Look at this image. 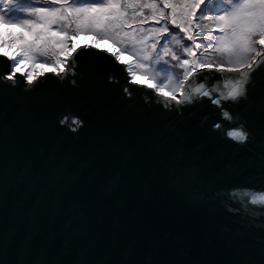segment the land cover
<instances>
[{
	"label": "water",
	"instance_id": "1",
	"mask_svg": "<svg viewBox=\"0 0 264 264\" xmlns=\"http://www.w3.org/2000/svg\"><path fill=\"white\" fill-rule=\"evenodd\" d=\"M77 51L82 68L86 62H101L119 84L77 77L80 86L66 84L58 98L50 71L38 75L39 87L28 94L36 101L37 120L27 127L15 108L24 84L15 89L0 84V104L12 107L17 119L7 132L13 143L0 159L5 185L0 230L29 232L30 222L18 221V202L29 189L35 199L58 177L66 199L93 204L87 216L90 228L83 229L75 210L42 213L28 257L32 264H261L264 215L252 212L264 213V206L249 205V212L233 214L213 198L219 188L258 182L256 152L264 123L258 107L247 102L232 106L255 133L251 143L239 145L227 137L226 122L212 130L219 117L206 98L183 119L164 113L155 103L163 101L161 94L146 83L133 84V99L126 100L122 86L132 80L126 65L91 45ZM8 66L0 58V72ZM206 76L186 82L184 91L204 83L205 90L216 86L226 93L239 79L232 73ZM262 88L264 76L257 79V100ZM146 98L153 103L145 104ZM68 106L84 121L76 133L58 125ZM177 122L183 134L170 143L166 163L178 162L179 176L166 171L151 135ZM117 177L118 187L108 183ZM16 259L13 253L5 257L6 264Z\"/></svg>",
	"mask_w": 264,
	"mask_h": 264
},
{
	"label": "snow or ice",
	"instance_id": "2",
	"mask_svg": "<svg viewBox=\"0 0 264 264\" xmlns=\"http://www.w3.org/2000/svg\"><path fill=\"white\" fill-rule=\"evenodd\" d=\"M53 2L60 6L21 8V0H0V25H16L27 30V36L18 34L7 41L9 45L20 41L19 50L15 53L4 50L5 42L0 39V58L9 65L0 72V84L11 89L17 88L18 83L24 84L21 89L22 96L15 108L18 110V115L22 114L25 127L34 124L37 120L36 101L28 94L35 92L39 87V81L34 74L31 71L26 72L21 67L25 61L35 62L42 54L52 57L50 74L54 79L58 98L62 97L66 84H70L73 88L80 86L77 77L83 80L102 81L107 85L119 84V80L101 62H86L84 67H81L77 46L69 43V34L54 27L62 21L73 19L76 23V34L82 31L102 33L105 36L110 32L116 33L115 36L108 38L113 39L117 44L122 43L121 36H131L145 45L151 39L153 42L149 46L150 50L162 46L165 55L169 54V49L166 43L161 42H166L174 31L182 33L186 40L191 42L190 47L184 48L187 58L181 60L174 53L171 56L172 60L184 70L183 79L175 85L171 79L164 83L163 88L169 89L167 93L161 92L159 84L149 83L148 86L155 88L163 98L162 102L157 99L155 103L159 104L164 113L174 114L183 119L186 111L205 103L206 98L207 102L214 106L219 117L218 121L212 124V130L222 129L226 122L230 126L227 137L235 143L247 145L255 138V133L248 126L247 121L241 120L240 114L234 112L232 106L241 102L255 104L261 117L264 118V88L261 89L258 100L254 96L257 79L264 76V0H240L236 9L231 12H222L215 17H203L212 20L215 24L213 32L205 42L197 40L193 29L199 27L195 21L198 10L206 0H107L104 4L93 3L81 7H69L68 0H53ZM137 8L138 11L135 10ZM128 9L134 10L131 15ZM13 10L27 13L37 19L13 18L10 15ZM145 10H150V14L146 15ZM149 24L156 26L146 29L144 26ZM125 28L128 31L121 32ZM137 33L142 34L143 39H139ZM109 51L117 61H120L118 52ZM201 52L204 56L219 53L225 57V60L217 63L213 59H200L198 53ZM132 55L138 60L147 58V54L141 58L135 50ZM139 67L147 69V64L140 63ZM213 72L232 73L239 79L226 93L216 86L205 90L204 83L189 92L184 91L186 82L204 81L207 79L206 74ZM149 75L151 80H155V76L150 73ZM22 77L26 79L21 80ZM138 83L142 82L130 80L122 86L126 100L133 99L132 85ZM144 103L150 105L153 101L146 98ZM15 124L17 119L13 115L12 107L0 104V159L9 152V145L13 143L7 132ZM58 125L76 133L84 126V121L71 106H68L61 112ZM260 133L261 140L256 152L259 165L258 182L236 183L227 188H219L213 193V198H220V204L230 213L238 214L241 210L249 212V205L264 206V123L261 124ZM182 134L179 122L171 128L155 129L151 134L153 147L161 155V163L165 165L169 174L177 176L181 174L179 163L175 162L169 166L166 163V156L172 140ZM45 168L41 169V174ZM108 183L118 187L119 178H113ZM50 185V188H44L35 199L31 198V189H29L18 202L16 209L18 221L30 222L32 228L29 232H21L16 227H10L7 232L0 230V264H6L5 257L9 253L18 257L14 264H32L28 257L40 230L42 213L58 215L61 211L75 210L83 229L86 231L90 228L87 216L93 204L82 199L80 201L66 199L65 185L58 177L53 178ZM225 195L228 197L227 201L222 198ZM4 202V174L0 169V213L3 212ZM252 215L261 216L264 213L253 211ZM65 237L70 239L71 235L65 233ZM261 253V264H264V245Z\"/></svg>",
	"mask_w": 264,
	"mask_h": 264
},
{
	"label": "trees",
	"instance_id": "3",
	"mask_svg": "<svg viewBox=\"0 0 264 264\" xmlns=\"http://www.w3.org/2000/svg\"><path fill=\"white\" fill-rule=\"evenodd\" d=\"M107 0H68L69 7H81L88 4H104ZM240 3V0H206L205 4H203L198 10V16L196 18L195 23L199 25V27H194L193 31L196 34L197 40L199 42L207 41L210 34L213 32L215 28V24L212 20L203 19V17L216 15L222 12H231L236 9L237 5ZM60 5L53 2V0H21L20 7H59ZM127 7V6H125ZM135 10H139L138 8ZM129 15H131L133 9H128ZM145 14L149 15L150 10H145ZM10 15L13 18H32L37 19L35 16H30L27 13L19 12L18 10H13ZM7 29H12V36L18 34H24L27 36V30L21 29L16 25H2ZM156 25H145L144 27L151 28ZM60 31L67 32L69 34L70 40L76 39L79 34H85L87 37H90L98 42H104L107 46L114 48L119 52V54H125L133 61L132 72L137 74L138 76H142L144 79L146 78L151 84H159L161 86V90L165 93L169 91V89L163 88L164 83H166L169 79H171L173 85L178 84L183 79V69L179 67L176 61L172 60L171 54L174 53L180 59L187 58V54L184 52V48L186 46H191V42L187 41L182 33L178 31H174L169 35V38L166 42L167 47L169 49V54L165 55L164 48L162 46H158L156 50H150L149 46L153 42L151 39L148 40L147 45L139 43L136 39H133L131 36L124 37L121 36L122 43L117 44L113 39H109L108 36H115L116 33H109L108 36H105L102 33L96 32H80L76 34V23L73 19L62 21L56 25H54ZM128 31V29H122L121 32ZM11 36V37H12ZM139 39H143V35L137 33ZM9 36L8 39H5L4 42L8 47L15 48L17 52L19 50L20 41H16L15 43L9 45L7 41L11 38ZM137 51L141 58L147 54L146 59L138 60L136 56L132 55L133 51ZM198 58L200 59H213L217 63L225 60V57L219 53L209 54L208 56H204L203 53H198ZM28 64L39 65L42 67H48L51 65L52 57L50 55H40L37 61H26ZM140 63L147 64V69L139 67ZM41 68V67H39ZM155 76V80L150 79V75Z\"/></svg>",
	"mask_w": 264,
	"mask_h": 264
},
{
	"label": "rangeland",
	"instance_id": "4",
	"mask_svg": "<svg viewBox=\"0 0 264 264\" xmlns=\"http://www.w3.org/2000/svg\"><path fill=\"white\" fill-rule=\"evenodd\" d=\"M11 32H12V29H10L8 27L6 29L2 25H0V39H2L3 41L5 39H8L9 36L11 37L13 35V34H11ZM69 43L70 44L74 43L77 46V48L81 47V46L91 45V46H94L96 48L106 50L108 52H110L109 50L118 52L114 48L107 46V44H105L104 42H98V41H96L90 37H87V35H85V34H79L76 37V39L71 40ZM4 50H7L11 53L16 52L14 47L13 48L8 47L6 43L4 44ZM119 55H120V61L126 65L127 70L129 72V75L131 76L132 80L141 81L142 83H146L147 85H149V81L146 78L144 79L142 76H138L137 74L133 73L132 69H131V71H129V67L133 68L132 59L129 58L128 56H126L125 54H122V55L119 54ZM21 67L24 68L26 72L31 71L35 77L38 75H43L46 72L50 71V66L42 67V66L34 65V64H30V63L28 64L26 61L21 65ZM39 67H41V68H39ZM161 92H163V91L161 90ZM163 93H165V92H163ZM177 95H179V93H177Z\"/></svg>",
	"mask_w": 264,
	"mask_h": 264
}]
</instances>
